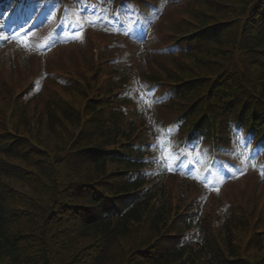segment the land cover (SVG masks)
Returning <instances> with one entry per match:
<instances>
[{
    "label": "trees",
    "instance_id": "1",
    "mask_svg": "<svg viewBox=\"0 0 264 264\" xmlns=\"http://www.w3.org/2000/svg\"><path fill=\"white\" fill-rule=\"evenodd\" d=\"M183 13L168 38L182 52L145 86L159 126L225 165L235 131L264 136V0H190ZM99 61L39 73L15 102L0 83V264H264L258 196L219 192L206 209L211 188L150 143L127 68Z\"/></svg>",
    "mask_w": 264,
    "mask_h": 264
},
{
    "label": "rangeland",
    "instance_id": "2",
    "mask_svg": "<svg viewBox=\"0 0 264 264\" xmlns=\"http://www.w3.org/2000/svg\"><path fill=\"white\" fill-rule=\"evenodd\" d=\"M158 2V1H156ZM186 3V0H163L161 3V7H163L164 10H167L166 16H165V22L168 21H173L175 19H179L178 17V11L180 8L183 7V5ZM13 8H16V3H13ZM1 6V5H0ZM36 11V9L34 10ZM0 12H1V7H0ZM15 12V9L6 12L5 16L13 15ZM156 16V14H155ZM10 19L6 22V24L3 23V21L0 19V30L4 29L7 27L9 24ZM41 27L42 30H46L49 26V22L46 21L44 18H41L40 24L38 25ZM29 30H35L36 26L34 25H29L28 26ZM27 28V29H28ZM42 30L38 31L37 33L36 30L33 32V35L30 36V40L23 41L26 43H21V44H16V45H11V46H2L1 40H5V37H0V83L3 82V79L8 80L14 87V92H20L24 90V86L22 87V84L24 81H30L33 78V75L35 76L36 73L39 71L40 73H48V72H54V73H67L71 72L72 74L77 73V65H86V71H91L92 68L95 66V60L97 58V53L96 51L98 50L97 45H87L91 40H99L101 42L102 46H106L105 50L108 52L112 50L113 48L110 47L108 38H106L103 35L100 34H95L94 31L88 32L86 31L85 34L79 41L77 38L70 41V42H62L59 44L57 47L52 48L46 52H44L41 55H37L36 52L34 51L33 44L36 42L38 39H42ZM163 31H166L163 29ZM4 33V32H3ZM35 33V34H34ZM19 34H22L21 31H19ZM161 32L158 30L155 34V38L157 36H160ZM8 38V36H7ZM16 39V42H19L20 39ZM88 40L87 43H83L82 41ZM6 44V43H4ZM16 48L15 50H12ZM33 52V53H32ZM32 55H29L31 54ZM127 53L131 56L134 57L131 60H134L136 62H133L136 65L137 72L140 74H143L146 71H150V65H146L145 62L142 60V55L140 52V48L136 47H128L127 48ZM41 60H40V59ZM94 58V60H93ZM140 59V61H139ZM93 60V61H92ZM85 61H89L88 63H85ZM41 67V68H39ZM27 73V75L24 78V74ZM137 73V75H138ZM147 108H150L148 106ZM151 110V109H150ZM150 133L152 135V138L158 139L159 142L162 141L166 146H173L174 149V143L172 142L173 138L166 135L160 130V129H155V130H150ZM170 137V138H169ZM176 142V139H174ZM236 140V139H235ZM243 149V152L245 154V158L247 153L249 154L250 151L254 152L253 155L248 157L244 163L245 165L249 164L251 159H258L259 162H261V157L264 156V148L262 146L257 148L250 147L248 148V144L245 142ZM235 149V146H233ZM192 149V148H191ZM193 151V149H192ZM251 152V153H252ZM171 153L168 151L167 155H170ZM230 161H234V155L230 156ZM263 160V157H262ZM251 169L249 172H247L246 175H242L239 179L234 180L230 178V180H227L225 182H222V189L224 190L222 193V196L220 198V202L223 204L227 203V196H229L230 192L233 191H238L239 195L236 197V199H242L243 202L248 200L249 196H258V198L261 200V203L264 204V176L261 175L262 172V167L261 165H250ZM205 167V166H204ZM200 168H203V166H200ZM213 194L208 200L206 201L207 205L206 208L210 209L211 204H213L214 200L216 202V197H214Z\"/></svg>",
    "mask_w": 264,
    "mask_h": 264
},
{
    "label": "snow or ice",
    "instance_id": "3",
    "mask_svg": "<svg viewBox=\"0 0 264 264\" xmlns=\"http://www.w3.org/2000/svg\"><path fill=\"white\" fill-rule=\"evenodd\" d=\"M5 39H7V37H5ZM22 43H26V42L22 41ZM253 166H255V165H253ZM261 175L264 176V171L261 172Z\"/></svg>",
    "mask_w": 264,
    "mask_h": 264
}]
</instances>
